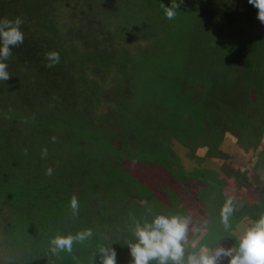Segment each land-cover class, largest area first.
<instances>
[{
  "label": "trees",
  "instance_id": "1",
  "mask_svg": "<svg viewBox=\"0 0 264 264\" xmlns=\"http://www.w3.org/2000/svg\"><path fill=\"white\" fill-rule=\"evenodd\" d=\"M79 1L0 0V18H21L25 37L23 44L12 48L6 61L10 78L0 80V199L2 196L6 201L0 205V211L7 219V212L12 210L6 207L7 203L13 207L10 240L19 251L18 257L29 264H59V260L64 264L68 261L62 256L65 251L53 254L51 238L74 235L89 228L92 237L83 242L74 241L72 252H69L71 263L90 264L98 245H105L116 249L117 264H130L126 243L135 239H126L132 232L122 228L126 217H120L121 224L116 222L119 216L114 206L119 200L108 196L110 190L119 191L121 185L118 179L107 184L105 178L107 172L110 176L121 173L123 159L128 161L132 174L142 167L143 158L136 156L137 152L129 141L123 140L127 155L123 154L124 148L118 143L135 133L130 128L128 134L126 128L131 127L132 120H142L137 117L138 111L143 108L150 112V95L146 89L137 92L138 95L131 89L137 105L132 110L127 105L120 109L121 102L129 98L119 97L123 87L117 83L115 93L106 95L103 100V110L107 112L94 110L102 94H108L102 88L105 79L98 78L101 73L123 67L127 74H132L136 68L131 60L132 53L124 52L118 56L105 53L107 48L99 46L100 40L94 38L93 30L99 34L112 24L115 26L113 32L119 35L125 32L127 36L125 39L126 36L120 35V41L145 39L150 43V39L147 35L138 37L140 21L136 15L125 14L122 2L81 0L83 6L74 12L73 3ZM196 4V11L205 25L203 31L200 30L202 34L194 35V39L198 38L187 51L191 75L201 79L207 71V61H218L220 67L211 70V75L219 77L224 73L229 76L230 73L234 79L232 77L229 81L239 87L233 88L225 82L221 86L222 99L225 98L228 105L232 103L235 112H248L255 98L254 89L258 88L259 94L264 92L263 86H259L260 71H264V23L257 18L258 9L248 0H198ZM63 13H67V25ZM89 16L92 17L82 24L83 17ZM118 18L124 19L123 25L115 23ZM199 38L206 40V51L198 48L197 42L202 45ZM79 45L89 46L83 47L86 51L81 54L77 53ZM209 45L218 52L215 53V48ZM53 51L60 59L48 67L51 61L47 53ZM213 53L215 57L211 56ZM90 68L98 70L96 74L93 72V77L86 74ZM168 86L169 89L171 84ZM117 112L121 114L117 116ZM103 114L109 118H102ZM147 137L142 135L141 139L145 141ZM223 139L222 148H235L232 137L229 142L227 138ZM259 140L261 145L248 149L253 158L264 152L263 136ZM260 146L262 149L259 150ZM132 151L136 152L135 155ZM129 154L133 157L131 162ZM222 156L224 159L230 157L223 151ZM49 168L52 169L51 175L47 174ZM231 169L228 168L226 173ZM233 177L240 191L251 186V178H254L240 172H235ZM261 192L264 194V188ZM221 195L224 198V194ZM73 196L79 203L76 215L70 207ZM260 200L236 208L233 216H238V222L245 218L257 220L264 213V201ZM249 207L257 210L248 213ZM232 231L228 230L229 233ZM123 237H126L125 243H120ZM213 240L207 246L219 244V239Z\"/></svg>",
  "mask_w": 264,
  "mask_h": 264
},
{
  "label": "rangeland",
  "instance_id": "2",
  "mask_svg": "<svg viewBox=\"0 0 264 264\" xmlns=\"http://www.w3.org/2000/svg\"><path fill=\"white\" fill-rule=\"evenodd\" d=\"M111 1L114 2V0ZM118 1L122 2L125 14L137 16L141 25L138 27V37L143 38L147 35L150 43L145 39L120 41L119 36H126L125 32L120 35L113 32L115 26L112 24L102 33L99 32L100 35L93 30L94 38L100 40L99 46L107 48L105 53L117 54V56L124 52L132 53L134 55L131 56V60L136 68L135 73L132 74H127L123 67H121L123 71L119 68L106 74L101 73L102 76L98 78L105 79L102 82V88H105L108 94L105 92L102 94L94 110L101 109L99 111L107 112L103 110V100L115 93L117 83H121L120 87H123L120 90L121 93H118L119 97L129 98L121 102L120 109L129 106L132 110L137 105L135 94L139 91L143 92L144 89L150 95L148 102L151 108L150 112H146L142 107H137L142 108L140 111L137 110V117L142 120H132L133 124L126 128V132L130 134V128H132L135 133L130 137L125 136L118 143L124 148L123 154L127 155L123 140H128L137 152L132 151L133 154L136 153L140 159L143 158L142 167L132 174L128 161L123 159L124 167L119 170L121 173H116L114 176L106 173L107 184L112 179L116 181L118 179L121 185L119 191L115 192L113 188L114 190L108 192L109 198L119 200L114 206L119 216L116 222L121 224L120 217L123 219L126 217L122 228L126 232H132L135 221L150 220L158 213L187 215L192 221L189 237L198 240V246L199 244L208 245L214 241L213 239H219L222 246L236 247L238 238L243 233L242 229L245 231L256 220L245 218L239 219L240 222H238V216L232 214L229 218L230 228L225 229L220 212L228 199L232 200L235 210L241 209V206L248 202L252 204L260 198L264 201V194L261 192L264 188V165L262 164L264 152L253 158V153L248 150L252 146L261 145L262 142L259 139L262 136L264 143V92L259 94V89H254L255 100L252 99L248 112H235L233 104L228 105L224 102L225 98L222 99L221 86L227 82L226 85H231L233 88L239 87H235L232 81H229L233 77L230 73L229 76L224 73L219 77L211 75V70L220 67L218 61H207L205 65L208 68L201 79L191 75L187 51L198 38L194 39V35L202 34L200 30L203 31V25H205L196 11L195 5L198 0H184L180 4V9L177 10V15L171 20L163 14V5L170 6L171 0ZM83 4L81 0L74 2L72 9L76 12ZM63 14L66 18L64 24L67 25L69 22L67 13ZM91 17H83L82 24L86 21L85 19ZM115 23L123 25L124 19L118 18ZM199 41L202 45H198L197 42L198 48L206 51V40L199 38ZM106 42H108L107 45ZM85 45H79L77 53H84L86 49L83 47L89 46ZM213 51L218 52L217 48ZM211 56L215 57L214 53ZM95 71L98 70L95 69ZM95 71L90 68L86 74L93 77L96 74ZM224 78L227 80L224 81ZM259 81V86L262 85L264 89L263 70L260 71ZM170 84L171 87L168 89ZM227 87L232 89L230 86ZM131 89H134L135 94ZM124 91L126 93H123ZM246 113L249 116L246 117ZM120 114L121 112L116 113L117 116ZM106 115L103 114L101 117L108 119ZM142 135L148 136L145 141L141 139ZM231 137L235 148H226V146L222 148L223 138H227L229 142ZM258 149H262V146ZM222 151L228 153L230 157L224 159ZM128 157L131 162L132 155L129 154ZM230 167L232 169L226 173ZM235 172L248 177L251 174L254 177L251 178L252 185L240 191L241 189L235 186L236 179L233 177ZM259 186H262L261 189ZM96 207H98L97 204ZM256 209L249 207L246 212L254 213ZM4 217L5 214L3 215L0 211V263L29 264L18 257L19 253L15 251L14 245L6 241L9 230L4 226L6 224V221L3 222ZM205 221H207L206 224ZM239 224L242 225L239 227ZM235 227L240 229L237 231ZM231 229L233 231L229 233L228 230ZM130 234L127 238L123 237L120 243H125V238L134 240L135 237L132 233ZM62 256L66 258L64 260H68L64 264H74L69 260V252L65 251ZM60 262L63 261L59 260L58 263L61 264ZM90 264H99V256L95 257L94 261H90ZM151 264H155V261ZM223 264H227L226 259Z\"/></svg>",
  "mask_w": 264,
  "mask_h": 264
},
{
  "label": "clouds",
  "instance_id": "3",
  "mask_svg": "<svg viewBox=\"0 0 264 264\" xmlns=\"http://www.w3.org/2000/svg\"><path fill=\"white\" fill-rule=\"evenodd\" d=\"M184 0H171L170 6L163 5V14L169 20L177 15L180 4ZM258 9L257 18L264 23V0H248ZM23 21L17 17L15 20L0 18V80L10 78L8 72V57L12 48L23 44L24 33L21 30ZM51 61L47 66L52 67L59 62V54L55 51L47 53ZM46 149L44 154H46ZM52 169L47 170L51 175ZM73 215L78 213L79 203L75 196L70 200ZM234 207L228 199L221 208V222L225 229L230 228L229 218ZM205 224L207 221L204 222ZM192 224L191 217L181 214H161L134 222L132 234L135 241L126 243L131 256L130 264H264V215L253 222L238 238V246L225 247L221 243L215 247L199 244L198 240L190 239L189 231ZM195 232V229L192 228ZM93 236L92 230L85 229L69 235H55L51 238V252H72L73 243L83 242ZM99 254V264H117V251L115 248L98 245L94 257Z\"/></svg>",
  "mask_w": 264,
  "mask_h": 264
},
{
  "label": "flooded vegetation",
  "instance_id": "4",
  "mask_svg": "<svg viewBox=\"0 0 264 264\" xmlns=\"http://www.w3.org/2000/svg\"><path fill=\"white\" fill-rule=\"evenodd\" d=\"M262 164L264 165V157H263V160H262ZM1 195V194H0ZM7 200V199H6ZM2 203H6V201L4 202V199L2 198V196H1V199H0V205H3ZM2 207V206H1ZM7 208H12V210H9L8 212H7V219L6 218H4V220H3V222L4 221H6V226H5V228H7L9 231H8V239L10 240V234H11V232H12V224H13V219H14V213H13V207L10 205V203L8 202L7 203V206H6ZM242 207V206H241ZM240 207V208H241ZM1 210H3V209H1ZM257 210V209H256ZM234 212H235V207H234ZM5 223V222H4ZM239 226V225H238ZM240 227V226H239ZM235 228H237V227H235ZM8 239L6 238V241L8 242ZM10 242H11V240H10ZM15 251H17L18 253H19V251L18 250H15Z\"/></svg>",
  "mask_w": 264,
  "mask_h": 264
}]
</instances>
